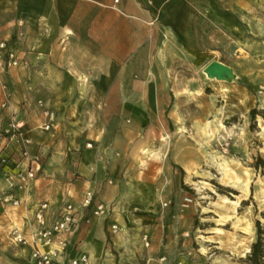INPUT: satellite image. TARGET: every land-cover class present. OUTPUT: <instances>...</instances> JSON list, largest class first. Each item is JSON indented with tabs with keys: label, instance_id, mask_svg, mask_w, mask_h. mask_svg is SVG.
Wrapping results in <instances>:
<instances>
[{
	"label": "crops",
	"instance_id": "obj_1",
	"mask_svg": "<svg viewBox=\"0 0 264 264\" xmlns=\"http://www.w3.org/2000/svg\"><path fill=\"white\" fill-rule=\"evenodd\" d=\"M223 1L0 0V41L6 42L7 32L20 45L23 35L29 50L45 52L43 68L30 70L29 83L44 84L45 104L55 114L49 131L39 130L42 112L23 121L31 151L41 154V170L28 192H14L25 200L24 220L11 230L29 240L37 227L36 204L48 202L50 221L63 202L78 207L88 189L94 195L87 213L106 204L120 218L118 228L129 221L128 212L150 226L157 201L165 202L160 193L166 184L143 181L141 165L164 146L171 95L203 63L197 65L191 52L206 58L211 51L215 22L227 18L218 4ZM16 169L0 172L2 188ZM11 208L0 196V214ZM107 216H92L72 236L90 264L114 263L106 245L111 243ZM32 249L31 243L24 246V264H30Z\"/></svg>",
	"mask_w": 264,
	"mask_h": 264
},
{
	"label": "rangeland",
	"instance_id": "obj_2",
	"mask_svg": "<svg viewBox=\"0 0 264 264\" xmlns=\"http://www.w3.org/2000/svg\"><path fill=\"white\" fill-rule=\"evenodd\" d=\"M218 4L227 18L215 22L212 49L194 71L197 75L178 82L179 90L171 95L164 146L141 165L143 181L166 184L160 193L166 205L157 201L150 226L135 222L134 212H128L133 218L114 233L111 224L120 218L109 212L111 243L106 245L113 264H246L256 236L254 222L264 225V0ZM2 36L18 64L7 66V59H0V155L6 159L0 172L14 167L12 156L18 151L2 129L12 116L22 121L36 117L42 112L40 101L46 106L44 84L29 83L30 70L43 68L45 52L29 50L27 36H21L26 39L20 45L12 34ZM211 61L228 66L232 78L200 79ZM180 70L193 73L187 66ZM4 101L8 108L1 107ZM246 183L245 194L238 185ZM5 184H0V196L19 198ZM183 197L191 198L184 208ZM22 220L20 205L0 214V264H24L28 243H17L11 230Z\"/></svg>",
	"mask_w": 264,
	"mask_h": 264
},
{
	"label": "built area",
	"instance_id": "obj_3",
	"mask_svg": "<svg viewBox=\"0 0 264 264\" xmlns=\"http://www.w3.org/2000/svg\"><path fill=\"white\" fill-rule=\"evenodd\" d=\"M2 57L7 59V66L18 64L16 56L6 48L4 41H0V59ZM5 95L8 94L6 93ZM9 105V101H4L1 107L8 108ZM39 105L43 107L42 114L45 119L40 128L44 131H49L53 127L55 114L50 108L44 106L41 101ZM23 127L24 122L12 116L11 121L2 129V133L8 138V142L15 144L18 148V156H12L14 157L12 158L14 167L17 169L14 173L6 176L7 187L10 191L28 192L32 182L37 178V174L41 170V154L31 151L33 140L25 134ZM4 163H6V159L0 155V171L3 169ZM93 195L91 190H85L78 207H75L70 202H63L58 214L50 221L47 219L48 202L43 201L36 204L33 208V215L37 227L31 233L29 240L17 228L12 230L13 239L17 243H31L33 245L29 258L30 264H90L89 254L79 247V243L72 241V236L82 224H90L92 216L108 215L110 206L101 203L94 206L89 213L86 212L92 205ZM2 201H8L12 206H19L25 203V200L16 198L12 194L4 196ZM190 201L191 198L183 197L181 207H187ZM163 205H166V203H163ZM116 230L117 226L112 225L111 231L114 233ZM143 240L147 246L146 234L143 235ZM40 246H49V249L43 251ZM70 248L75 252L74 256H69L68 250Z\"/></svg>",
	"mask_w": 264,
	"mask_h": 264
},
{
	"label": "trees",
	"instance_id": "obj_4",
	"mask_svg": "<svg viewBox=\"0 0 264 264\" xmlns=\"http://www.w3.org/2000/svg\"><path fill=\"white\" fill-rule=\"evenodd\" d=\"M195 55V62L197 65H200L205 58L200 57L201 53L198 51L191 52ZM251 118L255 116V110H251L250 112ZM262 161V160H260ZM256 236L255 240L250 245V250L245 256L246 264H264V225L260 223L258 219L254 222Z\"/></svg>",
	"mask_w": 264,
	"mask_h": 264
},
{
	"label": "water",
	"instance_id": "obj_5",
	"mask_svg": "<svg viewBox=\"0 0 264 264\" xmlns=\"http://www.w3.org/2000/svg\"><path fill=\"white\" fill-rule=\"evenodd\" d=\"M204 70L209 74V77L211 78L216 77L217 79H225V80L227 79L225 78L226 71L229 70L232 73L231 69L228 66L218 61L209 62L205 66Z\"/></svg>",
	"mask_w": 264,
	"mask_h": 264
},
{
	"label": "bare ground",
	"instance_id": "obj_6",
	"mask_svg": "<svg viewBox=\"0 0 264 264\" xmlns=\"http://www.w3.org/2000/svg\"><path fill=\"white\" fill-rule=\"evenodd\" d=\"M203 73L205 74L206 77L211 78V77H209V74L204 69H203ZM232 76H233V74L229 70H227L225 73V78H227V80H229L230 78H232ZM214 79H217V78L214 77ZM246 186H247V183H246V185H238V188L241 189L240 191H244V193H245V192H247Z\"/></svg>",
	"mask_w": 264,
	"mask_h": 264
}]
</instances>
